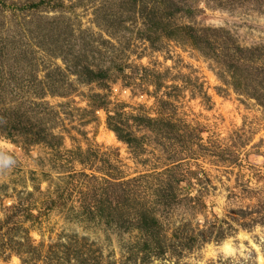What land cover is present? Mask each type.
Masks as SVG:
<instances>
[{"label": "rangeland", "instance_id": "374dc122", "mask_svg": "<svg viewBox=\"0 0 264 264\" xmlns=\"http://www.w3.org/2000/svg\"><path fill=\"white\" fill-rule=\"evenodd\" d=\"M39 1L0 0V229L13 228V246L22 243L2 251L0 264H32L27 242L43 253L57 246L62 258L71 251L67 264H264V225L250 219L264 209V0H176L177 14L164 21L133 0H44L26 9ZM185 26L221 54L251 51L242 89ZM88 67L106 78L85 82L78 75ZM108 115L142 147L119 140ZM139 116L169 118L198 137L191 152L172 146L182 158V194L197 200L153 205L168 240L197 239L180 250L168 244L161 257L149 251L146 262L138 230L118 216L110 225L90 215L110 199L111 177L144 175L137 186L147 181L148 201L156 199L158 174L171 165L169 140ZM10 119L47 138L34 143L24 132L12 140L1 129Z\"/></svg>", "mask_w": 264, "mask_h": 264}, {"label": "trees", "instance_id": "16d2710c", "mask_svg": "<svg viewBox=\"0 0 264 264\" xmlns=\"http://www.w3.org/2000/svg\"><path fill=\"white\" fill-rule=\"evenodd\" d=\"M147 1L148 0H133V4H140L145 8L148 7V14L153 18L157 15L162 21L175 16L177 14V10H179H175L176 0H153V4H151L150 7ZM44 2V0H41L38 3H32L26 9H39V7L42 6ZM179 28L180 30L185 31V33L189 36L192 44L198 45L200 43H207L209 45L210 51H212V53H216L219 61H224L227 67V71L230 73V77L232 78V84L234 88L236 90L242 89L239 72L242 69V64H244V62L246 63L248 59V56L246 54L251 53V51L237 48L240 53H238V56L228 55V53L221 54L217 51L219 49L215 47L210 38H205L204 36L202 37V35H199L196 30L189 26ZM65 63H67L66 66H68L69 69L78 66V64H74L73 61L69 60H65ZM86 69L87 71H85L83 74L78 75V77H80L85 82H100L104 78H106V73L103 71L94 70L90 67ZM261 72L262 74H264V71ZM261 72L255 70V72L250 73V75L260 77ZM108 119L110 121V127L116 133L119 140L128 144L135 151L142 147L141 139L132 137V132L128 131L123 134L120 132L117 126L111 125V121L114 119L113 115H108ZM137 119L140 123H145L148 128H150L161 138L169 140L168 145L170 146V149L168 154L171 165L170 167H167L164 172L158 174L159 182L158 185L154 186V193H152V195H154L156 199L154 201H148L146 192L150 188L147 181L143 182V185L141 187L137 186V183H140L141 181L146 179V176L144 175L126 181L120 180V177H111L110 187L107 188V192L110 193V196L107 197L110 199L104 201V203L102 202L98 204L96 210H91L90 215L93 214V217L96 218L105 217L110 225L113 222V219L118 216L119 220H121L123 224L125 221L130 226H133L136 230H138V232L141 233L143 240L141 250L142 253H144V256H142V259L144 262H146L149 260V258H147L150 255L148 254L149 251L154 253V255L161 257L164 255L166 250H168L167 248L170 245L173 246V249L180 250V248H182L186 244L192 246V243H194L195 239H197L194 233H190L184 245L182 242H180V244L175 243L177 238H181L179 237V235H174L175 237L173 242H171L172 239L168 240L169 238H166L163 226L159 218L154 213L153 205L157 204L160 206L162 205L163 207H170V205H174L179 202L181 203V201L183 200L186 202L188 201L189 203H194L197 200L196 198L189 196L188 193L182 194L185 190L180 187L181 180L177 177L175 172V170H178V168L181 166L180 161L182 158H180L179 152H177L176 150L174 151V148L172 146L178 145L180 148H191L193 150L194 147L198 145V137L196 139L194 137V133L191 132L186 125H180L178 122L173 121L169 118H151L147 116H139L137 117ZM1 129H3L5 135H7L12 140L17 139L15 133L24 132H27L25 134H33L34 137L32 138H34V143L44 141L47 138V136L44 137V130H42V128L33 133L32 127L29 128V124L24 120L10 119L8 120V122L3 124V127ZM191 149L189 152H191ZM180 174L183 173L180 172ZM178 196H182L181 198L184 199L178 198ZM147 203L149 204V206ZM104 204H108V206H105ZM251 212L252 211L247 213L249 214ZM242 213L245 215L246 211H242ZM256 213H258L261 217H264V209H258ZM261 217L250 219L253 224L260 223L264 225V220ZM125 218L129 220H122ZM12 219L13 218L10 217L8 220L14 223V220ZM9 221L6 222V225L7 223H9ZM6 225L1 224L2 228L3 226L6 227ZM13 236H15L13 228L8 227L7 230L0 229V253L4 250H7V248L12 250L17 246L18 247L16 248V251L21 250L20 248L22 243L19 244V242L15 240V245L13 246ZM219 240L220 238L216 237V241ZM27 243L28 244H25V246L23 247L25 248L23 252L24 254H26L27 258L30 261H33L32 264H35L36 260L38 259H41L44 264H67L65 262H70L72 259V256L69 255L73 254L71 251H68L69 254H67L66 252L62 258L59 255L62 249L58 250L57 246H50V248L47 249L45 253H43L44 250L41 249L42 246L38 248V246H34L29 242ZM63 247L66 248V250H70L69 248L71 246H62V248ZM78 249L79 246L76 247L74 254L78 252ZM61 259H64V261H62ZM75 259L76 263L74 264H83L78 257ZM94 261L96 262V260ZM23 262L28 263L27 260H23Z\"/></svg>", "mask_w": 264, "mask_h": 264}]
</instances>
